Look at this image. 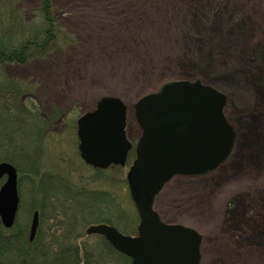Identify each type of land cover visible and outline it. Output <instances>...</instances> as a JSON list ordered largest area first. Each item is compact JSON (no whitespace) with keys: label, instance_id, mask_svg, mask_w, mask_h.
Here are the masks:
<instances>
[{"label":"rangeland","instance_id":"1","mask_svg":"<svg viewBox=\"0 0 264 264\" xmlns=\"http://www.w3.org/2000/svg\"><path fill=\"white\" fill-rule=\"evenodd\" d=\"M38 1L0 0V46L40 37ZM52 6L66 38L48 59L53 64L0 65V80L18 83L12 100L23 104L16 126L21 151L12 155L19 222L28 226L32 211H40L35 251L43 248L52 259L61 247L77 248L92 264H129L85 229L104 222L136 234L139 218L125 179L131 159L103 170L85 164L76 119L100 96H118L135 143V100L167 79L198 78L227 96L232 154L205 173L173 176L154 207L163 220L201 234L200 264H264V0H52ZM14 125L0 113V153L12 147L6 137ZM96 193L107 197L92 198Z\"/></svg>","mask_w":264,"mask_h":264},{"label":"water","instance_id":"2","mask_svg":"<svg viewBox=\"0 0 264 264\" xmlns=\"http://www.w3.org/2000/svg\"><path fill=\"white\" fill-rule=\"evenodd\" d=\"M226 95L200 79H170L139 96L133 103L141 128L135 157L126 172L131 199L139 215L136 235H126L106 223L87 226L101 234L130 264H200L201 234L181 223L166 222L153 208L156 194L174 175H196L212 170L230 154L235 139L223 107ZM126 105L115 95L101 96L76 120L78 150L85 163L106 168L124 165L131 142L125 135ZM0 220L12 226L18 208L16 168L0 162ZM38 225L33 211L32 240Z\"/></svg>","mask_w":264,"mask_h":264},{"label":"trees","instance_id":"3","mask_svg":"<svg viewBox=\"0 0 264 264\" xmlns=\"http://www.w3.org/2000/svg\"><path fill=\"white\" fill-rule=\"evenodd\" d=\"M52 7V0L38 1V6L35 11L39 17L40 37L38 39L35 37L25 38L23 40L18 39L16 42H11L8 46L7 44L3 45L7 47L0 46V64H24L31 59L48 60L59 54V50L61 49L60 45L66 42V38L64 33L60 32L61 26L53 13ZM8 39H10V37ZM53 60H49V62H51L50 66L53 64ZM206 65H209V62H206ZM18 93L19 90H17L16 84L11 79L8 80L7 84L0 86V105H3L4 103L8 105L6 108L8 109V115L4 114V109L1 107L0 113H3L4 120L15 122V125L8 131V136L6 137V141L13 142L12 147H1L2 152L0 154L2 155H0V160L11 161L15 166L17 160L13 158V155L21 151L20 147L16 144V141L20 140L21 132L16 126L21 123L18 121H20V118H22L24 113L22 112V109L19 108L21 107V101H14L19 95ZM4 96L7 97V100L3 99ZM16 106H18L17 109ZM42 118L44 122H46L51 119V115H42ZM15 127L17 134L14 130ZM23 134H25L26 137L27 131L23 130ZM96 194V196L93 195L91 197L94 199H103L104 197H107L100 193ZM22 204L23 203L21 202L19 205L20 211L22 210ZM104 243L111 251L120 255L126 262H129V259L126 256L114 251L106 241H104ZM34 247L38 248V235L32 242H29L27 240V226L24 222H19L18 216L11 228L6 229L0 223V264H92L90 255L88 254V256L86 253L82 254L77 248L71 249L61 247V249L56 251L54 254L55 256L52 259H48L47 252L44 251L43 248L38 252V249L35 251ZM39 256L43 257V259Z\"/></svg>","mask_w":264,"mask_h":264},{"label":"bare ground","instance_id":"4","mask_svg":"<svg viewBox=\"0 0 264 264\" xmlns=\"http://www.w3.org/2000/svg\"><path fill=\"white\" fill-rule=\"evenodd\" d=\"M93 14H96V13H93ZM87 15H89V16H90V14H87ZM87 15H86V18H87ZM89 18H90V17H89ZM84 23H85V22H84ZM229 76L231 77V75H228L226 78H228ZM232 76H233V75H232ZM231 78H233V79H234V77H231ZM247 122H248V121H247ZM247 122H246V123H247Z\"/></svg>","mask_w":264,"mask_h":264}]
</instances>
